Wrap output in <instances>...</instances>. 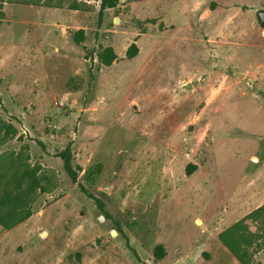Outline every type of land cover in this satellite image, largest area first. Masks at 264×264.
<instances>
[{"label": "rangeland", "instance_id": "1", "mask_svg": "<svg viewBox=\"0 0 264 264\" xmlns=\"http://www.w3.org/2000/svg\"><path fill=\"white\" fill-rule=\"evenodd\" d=\"M82 1L0 7V156L45 185L0 264H240L217 235L264 203V0Z\"/></svg>", "mask_w": 264, "mask_h": 264}, {"label": "trees", "instance_id": "2", "mask_svg": "<svg viewBox=\"0 0 264 264\" xmlns=\"http://www.w3.org/2000/svg\"><path fill=\"white\" fill-rule=\"evenodd\" d=\"M6 1L37 6L66 7L73 10L87 9L85 1L82 0H0V7ZM98 1L101 10L114 7L118 2V0ZM0 14L2 15V12ZM72 35L74 42L80 44L83 41L84 30L80 28L74 31ZM136 51V46L131 44L127 48L126 54L131 58L136 54ZM116 57V53L110 46L98 52V58L104 65H110ZM8 127L6 126V128ZM11 131L13 129L9 128L5 134ZM22 152L20 149L16 153L8 152L0 156V225L6 229L12 228L29 218L35 211L34 204L37 195L45 190V185L42 183L44 177L39 173V167L30 166ZM60 158L65 172L71 181L76 182L81 167L73 166L68 147L60 152ZM263 160L264 154H260L256 165ZM86 174L88 175V172ZM98 201L102 212H104L102 202ZM262 212L264 218V204L246 216H253L254 214L260 216ZM243 218L220 231L217 237L240 264H250L252 251L249 248L256 234L248 229L249 225L245 223ZM154 252L158 258H161L164 255L163 246L161 244L156 245Z\"/></svg>", "mask_w": 264, "mask_h": 264}, {"label": "crops", "instance_id": "3", "mask_svg": "<svg viewBox=\"0 0 264 264\" xmlns=\"http://www.w3.org/2000/svg\"><path fill=\"white\" fill-rule=\"evenodd\" d=\"M263 204L264 203L260 204L259 206L254 208L252 211H254L255 209H257L258 207H260ZM251 220L253 221V226H249L248 229L252 233L256 234V236L253 237L252 245L249 249H250V251H252V257L258 249H259L258 251L261 252L262 255L264 256V222H263L264 218H263V212L261 213L260 216L259 215L257 216L256 214H254L252 216ZM252 257H251V262L253 259ZM261 264H264V260L262 261Z\"/></svg>", "mask_w": 264, "mask_h": 264}, {"label": "water", "instance_id": "4", "mask_svg": "<svg viewBox=\"0 0 264 264\" xmlns=\"http://www.w3.org/2000/svg\"><path fill=\"white\" fill-rule=\"evenodd\" d=\"M255 19L257 24L261 27L264 28V7H258L254 11ZM184 88H190L191 85L189 83L183 84L182 85Z\"/></svg>", "mask_w": 264, "mask_h": 264}]
</instances>
